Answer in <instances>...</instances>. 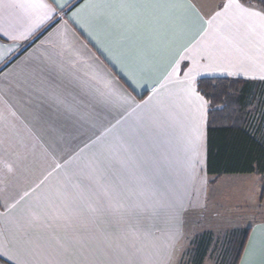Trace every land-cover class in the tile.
<instances>
[{
	"label": "snow or ice",
	"instance_id": "6c2138e0",
	"mask_svg": "<svg viewBox=\"0 0 264 264\" xmlns=\"http://www.w3.org/2000/svg\"><path fill=\"white\" fill-rule=\"evenodd\" d=\"M0 41L4 80L16 77L74 122L90 118L77 95L113 114L78 150L41 143L51 163L21 189L40 161L36 145L17 138L5 102L0 264H168L183 217L206 209L211 194L201 173L213 80L264 81V0H0ZM88 44L151 95L138 103ZM261 196L264 185L248 199L264 209ZM241 227L251 235L235 261L264 264V222Z\"/></svg>",
	"mask_w": 264,
	"mask_h": 264
},
{
	"label": "crops",
	"instance_id": "0c3cea01",
	"mask_svg": "<svg viewBox=\"0 0 264 264\" xmlns=\"http://www.w3.org/2000/svg\"><path fill=\"white\" fill-rule=\"evenodd\" d=\"M202 2H204L208 7H211L216 3V0H202ZM45 35H47V33H45ZM43 38L44 37L42 36L41 39ZM79 39L82 43H87V41L83 37H79ZM39 42L40 41L38 40L36 43L39 44ZM20 43L22 44V46L27 47L30 41H21ZM35 47L36 45L33 44L32 47L28 48V52H25L24 55L32 52L33 48ZM88 50L94 57L99 60L100 64L108 72L112 73V75L116 77L119 85L126 92L135 97L138 103L146 100L148 96L151 95L149 88H133L125 83L123 79H120V77L116 75L114 69L107 63V61H105L104 57L100 55V53L97 52L95 48L92 47L91 44H88ZM215 78H226L253 82V87H251L250 89L252 92V104L256 109V104L259 102V106L262 109L260 111H262L264 118V81L227 76H217ZM68 100L72 102V97L68 96ZM5 102L10 105L17 113L18 119H15L13 121L15 125L14 132L16 133L17 138L23 139V141L29 145L35 144V156L40 161V166L36 167L31 175L22 178L20 185L21 189L38 178L41 175L43 169L51 163V161L43 155L40 147L41 143H44L46 145L55 143L58 148L67 149L68 151L78 150V148L83 147L84 144L88 142L89 137L94 139V133L98 134L99 131H102L103 128L107 126L108 121L112 119L113 115L112 113H109L108 111L100 109L91 104L88 98L77 95L75 103L79 105L82 111L89 113L90 118L84 121L74 122L73 120L66 119L62 114L57 113L53 108L49 107L48 104L44 103L42 101V98L38 95L34 93L29 94V90L26 88H22L16 77H10L8 80H4L3 76L0 75V109L4 108ZM135 119V117H131L129 119V122H132ZM261 133H264V128L260 130V134ZM201 175L207 179L209 190L211 189V187H215V195L221 194L220 188L225 184V182H223L224 177L232 176L210 175L206 173V169L203 173H201ZM243 184L251 185L246 189H250V191H252V180H244ZM257 188L258 187L255 186L256 191ZM233 196L235 195L233 194ZM184 218L185 216L183 217L182 232L184 228ZM255 221L264 222V216L260 219H256ZM248 235H251V232H249ZM219 241L220 239L217 242L219 247L218 253L220 251ZM208 250L209 249H207V252ZM207 252L205 254V257L207 256ZM192 254V258L194 257V259L196 258V260H199V254L197 251L195 252V249L192 250ZM101 264H103L102 260Z\"/></svg>",
	"mask_w": 264,
	"mask_h": 264
},
{
	"label": "trees",
	"instance_id": "16d2710c",
	"mask_svg": "<svg viewBox=\"0 0 264 264\" xmlns=\"http://www.w3.org/2000/svg\"><path fill=\"white\" fill-rule=\"evenodd\" d=\"M207 79V78H205ZM215 99L210 109L207 130L206 173L210 175H257L264 185V128L259 102L253 107V82L215 78ZM211 91V90H210ZM258 122V123H257ZM257 123V124H256ZM254 130V132H253ZM260 204L264 196L259 197ZM248 218H244L246 220ZM250 230L236 228L226 232L219 241L220 251L215 264H237L239 246L245 244ZM211 240V233L203 232L194 239V249L201 264Z\"/></svg>",
	"mask_w": 264,
	"mask_h": 264
},
{
	"label": "rangeland",
	"instance_id": "374dc122",
	"mask_svg": "<svg viewBox=\"0 0 264 264\" xmlns=\"http://www.w3.org/2000/svg\"><path fill=\"white\" fill-rule=\"evenodd\" d=\"M223 180L225 184L220 188V195H215V187H211L206 209H197L185 215L181 239L168 264H196V260L194 257L192 258L194 239L203 232L211 233V240L208 245L207 256L202 263L215 264L219 254L217 242L226 232L238 227L242 228L241 225L250 218L256 220L264 216V209L255 207L248 199L251 192L255 190V186L258 187L257 191L261 187L259 176L232 175L224 177ZM244 180H252V191L246 189L251 185H244ZM262 205H264V200ZM244 218L248 219L244 220Z\"/></svg>",
	"mask_w": 264,
	"mask_h": 264
}]
</instances>
